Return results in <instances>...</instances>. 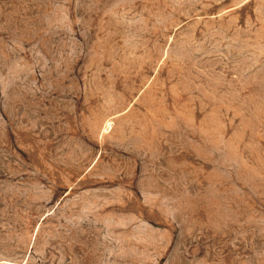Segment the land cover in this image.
Instances as JSON below:
<instances>
[{
    "label": "rangeland",
    "instance_id": "374dc122",
    "mask_svg": "<svg viewBox=\"0 0 264 264\" xmlns=\"http://www.w3.org/2000/svg\"><path fill=\"white\" fill-rule=\"evenodd\" d=\"M0 264H264V0H0Z\"/></svg>",
    "mask_w": 264,
    "mask_h": 264
}]
</instances>
